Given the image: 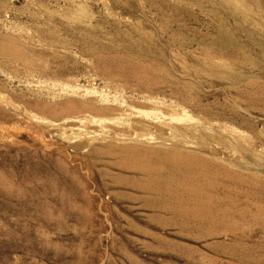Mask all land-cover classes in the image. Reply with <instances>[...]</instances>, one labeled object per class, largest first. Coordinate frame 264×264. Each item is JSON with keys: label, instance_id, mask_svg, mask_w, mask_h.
Returning a JSON list of instances; mask_svg holds the SVG:
<instances>
[{"label": "rangeland", "instance_id": "obj_1", "mask_svg": "<svg viewBox=\"0 0 264 264\" xmlns=\"http://www.w3.org/2000/svg\"><path fill=\"white\" fill-rule=\"evenodd\" d=\"M212 1L75 0L90 15L70 20L67 0H0V42L33 62L0 54V264H264V61L212 45L221 20L258 56L264 9ZM141 35L163 67L129 55ZM205 57L240 77L195 75ZM173 149L158 192L141 166ZM198 188L212 216L182 202Z\"/></svg>", "mask_w": 264, "mask_h": 264}, {"label": "bare ground", "instance_id": "obj_2", "mask_svg": "<svg viewBox=\"0 0 264 264\" xmlns=\"http://www.w3.org/2000/svg\"><path fill=\"white\" fill-rule=\"evenodd\" d=\"M201 1H204V2L209 3L211 5L214 4V2L212 0H201ZM257 1H258L257 5H259V7L261 9L257 10V11L255 10L256 11L255 13L257 15L261 16L262 15V8L264 9V0H257ZM67 2L69 3V5L74 6V7L73 8L70 7L67 14L65 15L66 18H71L72 17L71 14L75 15L74 17H76L77 19H80L83 17H86V18L89 17V15H90L89 10L87 9V7L85 6V4L83 2L76 3L75 0H67ZM246 2H243L241 0H229V3H228L229 6L228 7L234 13L231 15V17L238 18L242 22H247L248 21L247 17L251 15V14L249 15V13L251 12L252 8H249L247 6ZM254 14H253V16H257ZM259 18H261V17H259ZM70 20H72V18ZM260 20L262 21L263 18H261ZM250 21H252V20H250ZM215 29L217 31V34L215 35L214 41L212 42V45L214 46V48L215 47L217 49L229 48L233 52H236V50H238V48L242 49L243 52L246 53V56L242 59H243V61H245L246 63H249V64L255 65L258 63H262L264 61V31H260V30L257 31L256 34L258 35V37H255L252 34V32H249L247 34L248 40L250 42L252 41V42H256L259 44L258 56H252L250 53H248L247 46L244 44H240L238 42L237 38L235 37L234 30L229 28L224 22H222L220 20L216 24ZM14 40H15L14 37H11V36L2 38V42H0V54L16 55L17 57L20 58V60H24L26 64H33L32 60L23 56L22 53L18 50V48L13 46V42H15ZM257 48H258V46H257ZM129 51H130L129 55L133 58H138L141 61L153 60V61H155L157 66H162V67L164 66V63L160 61L161 60L160 57L158 58V60L156 59L157 55L154 53V49L152 48V44H151L150 39L148 37H145L142 35L139 36V39H137L135 42L132 43V47L129 49ZM204 59L208 65L205 66V64H203L202 69L195 70V75L201 76L202 73L203 74L206 73V75H208L214 79L221 80V81L222 80L225 81L227 79H237V77H240V75H238L234 72V69H235L234 65L235 64L233 62L215 61L212 57H205ZM228 61H231V60H228ZM126 63H128V62H126ZM154 67H156V66H154ZM113 71H115V70H113ZM130 71L132 73H134V75L136 74L138 77H140L144 73L143 67L141 65L130 66ZM198 107H200V106H198ZM64 109L65 110L70 109L72 111L87 110V111L95 112L97 114H104L105 111L108 110L107 107H102V106L96 107L90 102H82V101L77 102V101H72V99H71V101L69 100V102L66 103ZM220 110H221V108H220ZM202 111H203V109H202ZM222 111H224V112L227 111L230 114H234V110L229 109V108L227 109V107L223 108ZM207 117H208V115H207ZM233 133L234 132H232V134ZM256 134H257V132H256ZM173 135L176 139H180L182 137L181 133L178 132L177 128H175L173 130ZM244 135L245 134H242V135L239 134V136H244ZM93 138H94V136L91 137V139H93ZM237 138H239V137L236 136V138H234V139H236L235 141H237ZM239 139H241V138H239ZM243 139L240 141L241 143L239 141L236 143L242 144ZM85 141H88V140H85ZM245 141H243V142H245ZM76 145H85V144L83 142L79 141L78 143H76ZM134 149H135V147L132 148V146H125L122 148L121 151L124 153L130 154V156H131V155L135 154ZM96 150H98V148ZM136 150L138 151V149H136ZM181 156H182L181 152L178 149H173V150H170L166 153L164 160L148 162V164L141 166V169L143 170V172L147 173L149 176L151 175V178L153 181L152 185H153V188L155 190H157L158 192H162V190L165 187L166 182L168 181L169 175L174 172V170H173L174 167L176 168V167H178V165H180L181 162H179V158ZM128 160H129V158H128ZM213 190H214V187L211 189V191H213ZM182 202L186 203V204H188L190 202L195 203L196 205L199 206L201 213L204 214L205 216H212L214 214L215 210L222 208L221 205L214 199V197L208 191L204 190L203 188H198L190 196H187ZM219 213H221V212H219Z\"/></svg>", "mask_w": 264, "mask_h": 264}]
</instances>
